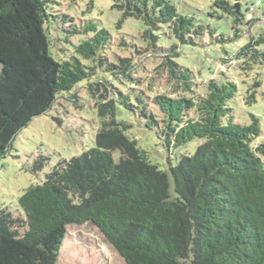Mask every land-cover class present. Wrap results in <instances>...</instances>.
Listing matches in <instances>:
<instances>
[{"label": "trees", "instance_id": "1", "mask_svg": "<svg viewBox=\"0 0 264 264\" xmlns=\"http://www.w3.org/2000/svg\"><path fill=\"white\" fill-rule=\"evenodd\" d=\"M112 1V8L122 12L118 29L127 18L145 25L143 46L134 44L130 55L118 60L107 57L112 35L91 18L61 29L60 40L70 47L63 44L69 52L57 57L49 32L58 23L53 12L57 0H0V160L18 133L51 110L59 96L69 92L65 97L77 102L73 91L82 84L96 99L101 123L95 147L60 159L43 182L24 191L18 199L20 216L0 209V264H56L68 226L87 222L126 264H264L260 120L252 113L249 124L236 120L230 102L238 85L225 74L226 64L235 60L244 73L264 65L263 21L233 57L225 50L220 80L200 82L176 58L183 45L197 44L203 25L178 13L169 0ZM236 1L215 3L237 25L255 26L258 20H246ZM241 33L237 27L230 39ZM72 35L78 36L77 43L69 42ZM119 44L127 45L124 39ZM140 55L161 58L156 70L167 77L168 91L141 87L133 74ZM261 83L256 79L249 85L246 103L256 101ZM119 104L141 110L146 126L155 128L169 149L204 141L169 171L162 170L126 134L131 125L118 120ZM49 162V156L40 155L28 169L38 174Z\"/></svg>", "mask_w": 264, "mask_h": 264}, {"label": "rangeland", "instance_id": "2", "mask_svg": "<svg viewBox=\"0 0 264 264\" xmlns=\"http://www.w3.org/2000/svg\"><path fill=\"white\" fill-rule=\"evenodd\" d=\"M169 1L175 5L178 13L194 17L198 24L205 27L204 34L197 39V44L183 45L180 56L176 58L181 65L190 68L200 82L210 78L220 80L223 77L220 64L221 58L225 56V50L230 57H233L239 47L247 41L248 35L256 33L262 21L264 25V0H261V6L253 10L250 8L253 7L255 0L238 1L241 15L246 20L249 18L258 20L255 26L250 27L248 24L247 28L242 23L237 25L235 17L216 5V0ZM226 1L232 5L237 2L236 0ZM89 2L90 0H57L53 5V12L58 14L59 18L56 28L49 32L53 37L52 52L57 57L63 58L69 52L66 49L63 50V44L70 47L67 41L63 43L60 40L61 29L67 26L71 28L72 24L86 22L90 18L98 21L114 39L107 54L108 58L118 60L119 56L128 57L134 44L143 46L140 44V35L145 29L142 20L127 18L118 29L116 25L122 17V12L112 8V0H94L90 7ZM64 14H68L65 19ZM62 19L65 21H61ZM237 27L244 33H241L236 40H231ZM222 37L227 40L218 41ZM121 39H124L127 45H120ZM163 39L165 41V37ZM69 40V42L77 43L78 36L72 35ZM167 43H169L168 40ZM261 48L264 49V45ZM142 56L135 58L134 62L138 63L133 73L136 78H140L141 87L146 90L151 89L153 92L168 91L167 77L156 70L161 58ZM236 63H239V60H235L230 66L226 64L228 69L225 74L238 85V92L230 105L236 120L241 124L250 123L251 113L258 116L261 125L258 141H264V65L244 73L236 67ZM256 79L261 80L262 83L257 88L256 101L248 104L245 99L247 89ZM80 88L78 91L77 86L76 91H73L79 96L77 102L65 97H70L71 93L68 92L65 96H59L58 103L51 110L35 117L18 133L9 153L0 160V209L8 208L18 216L20 214L18 199L30 185L43 182L46 174L60 159H69L95 147V137L101 127L95 107L96 99L91 97L84 84ZM203 89V86L199 87V91ZM101 90H103L102 85ZM118 106V120L131 125L126 134L131 139H135L138 146L146 151L151 163L162 170L169 171L171 164L175 165L182 155H192L197 146L204 141V139H195L186 145L169 149L160 139L157 130L146 126L147 118L140 115L141 110H130L120 104ZM40 155L49 156L50 162L41 172L33 174L28 168ZM119 155V151L114 152L116 159ZM170 182L173 190L174 183L171 175ZM173 194H175L174 190ZM56 264H126V262L106 241L99 229L93 223L87 222L68 226V233Z\"/></svg>", "mask_w": 264, "mask_h": 264}, {"label": "built area", "instance_id": "3", "mask_svg": "<svg viewBox=\"0 0 264 264\" xmlns=\"http://www.w3.org/2000/svg\"><path fill=\"white\" fill-rule=\"evenodd\" d=\"M260 5H261V1L260 0H257L255 2V4L253 5V7H251L250 9L253 10L255 7L260 6Z\"/></svg>", "mask_w": 264, "mask_h": 264}, {"label": "water", "instance_id": "4", "mask_svg": "<svg viewBox=\"0 0 264 264\" xmlns=\"http://www.w3.org/2000/svg\"><path fill=\"white\" fill-rule=\"evenodd\" d=\"M236 7H237V11L239 12V9H240L239 3L236 4Z\"/></svg>", "mask_w": 264, "mask_h": 264}]
</instances>
